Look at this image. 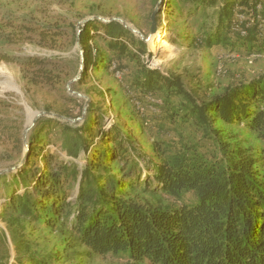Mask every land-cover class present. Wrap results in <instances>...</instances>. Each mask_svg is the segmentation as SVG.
Segmentation results:
<instances>
[{
  "label": "rangeland",
  "instance_id": "rangeland-1",
  "mask_svg": "<svg viewBox=\"0 0 264 264\" xmlns=\"http://www.w3.org/2000/svg\"><path fill=\"white\" fill-rule=\"evenodd\" d=\"M224 3V0H0V171L15 167L26 151V144L29 147L24 165L17 172L8 171L0 177V264H30L31 256L49 261V264L134 262L125 253L101 255L90 252L78 242L72 244L63 226L49 227L45 217L37 221L22 210L16 211L15 207L8 210L6 202L11 195L21 194L27 188L17 181V174L26 167L25 164L34 174L28 185L31 191L37 190L39 182L46 181L48 172H58L60 165L66 164L76 170L74 176L62 179L67 201L74 205L82 171L91 159L98 157L95 152L103 147L111 152V144L105 142L102 131H109L114 125L121 127L122 134L128 137L125 144L133 155L136 154L135 148L142 149L148 157L153 154L151 144L156 136L178 140L176 130L165 119V112L160 107L163 97L159 93H146L134 83L136 78L145 79L141 75L144 67L165 76H178L201 103L241 82L264 78L263 49L240 41L249 33L248 26L255 22L264 35V17L260 14L262 3L256 4V15L254 8L230 5L228 10H232L233 23L224 28L229 43L205 45L200 29L218 31ZM95 17H119L147 38L156 24L159 41L168 45L155 47L152 38L145 42L146 51L141 52L140 35L112 20L128 30L124 40L130 37L136 41L130 43L126 40L135 54H125L121 59L114 55V58V51L107 49V42L96 36L105 37L106 28L103 27L105 22ZM86 18L91 19L83 26ZM82 28H87V33L83 35L81 46L86 51L90 48L92 56H96L98 49L99 57L93 58L83 76L84 62L81 76L74 81L81 69L77 36ZM99 49L102 50L99 52ZM27 57H38L49 63L41 70L28 69V66L24 69L23 61ZM108 57L113 58L110 64L102 63L101 60ZM42 70L48 79L35 74V71ZM171 98L174 106L184 97L174 94ZM43 110L57 115H41L24 138V130L31 120L30 112L38 114ZM99 114H103V119L96 127L94 118ZM142 120H146L144 125ZM212 120L213 125L223 131V139L248 149L250 153H260L263 141L243 124H228L217 117ZM89 122L90 127H87ZM161 124L164 127L159 129ZM183 127L184 134H189L190 139L213 146L188 123ZM31 145L37 148L30 155ZM47 155L52 156V163L48 165ZM106 164L113 173L121 174L122 163L113 159L107 160ZM145 175L153 176V169L144 167ZM45 192L43 190L39 195L41 200ZM136 194L139 199L146 198L156 204H159V198L165 205L179 204L178 200L162 193L151 195L135 191L131 196ZM181 200L192 202L194 195L183 194ZM51 204L52 201L46 203ZM19 245L23 246L20 250L17 249ZM21 254L24 256L22 262ZM142 264L151 263L144 261Z\"/></svg>",
  "mask_w": 264,
  "mask_h": 264
},
{
  "label": "trees",
  "instance_id": "trees-1",
  "mask_svg": "<svg viewBox=\"0 0 264 264\" xmlns=\"http://www.w3.org/2000/svg\"><path fill=\"white\" fill-rule=\"evenodd\" d=\"M224 1L218 31L200 29L207 47L229 43L224 28L233 23L232 10H228L230 5L254 8L256 15V4L262 3L260 14L264 17V0ZM103 27L106 28L105 37L96 36L107 42V49L114 51L112 57L117 55V59H121L125 54H135L126 42L136 43L134 38L124 40L126 28L113 21L104 23ZM86 29L80 35V42ZM247 29L249 33L240 41L264 51V35L257 22ZM42 35L46 37L45 33ZM138 44L141 52L146 51L144 41L139 40ZM84 50L86 69L83 76L93 58L99 57L98 49L96 56H92L90 48L86 51L84 47ZM112 60L108 57L101 61L109 65ZM48 63L38 57H27L23 67L41 70ZM35 74L48 79L44 70L35 71ZM141 75L145 79L136 78L135 85L145 89L146 93H159L163 97L160 107L165 112V119L176 130L178 140L156 136L151 144L153 154L148 157L142 149L135 148L133 155L125 144L128 137L122 134L121 127L114 125L109 131H102L112 150L108 152V148L103 147L95 152L98 157L91 159L82 171L74 205L67 201L62 179L74 176L76 170L62 164L58 172H48L46 181L39 182L37 190L31 191L28 185L34 174L25 164L26 167L17 174V181L27 188L21 194L11 195L6 209L15 207L16 211L22 210L37 221L45 217L47 226H63L72 244L78 242L90 252L101 255L125 253L130 261H134L130 264L144 261L151 264H264V170H261L264 166V78L241 82L201 103L178 76H165L145 67ZM174 94L184 98L173 106L171 97ZM214 117L228 124H243L263 141L260 153H250L223 139V131L213 125ZM101 119L103 114L94 118L96 127ZM142 121V124L146 123V120ZM187 123L213 146L185 135L183 126ZM90 124L87 123V127ZM163 127L159 125V129ZM36 148L31 145L30 155ZM46 157L47 165L52 163V156ZM113 159L122 163L120 175L113 173L106 164L107 160ZM144 167L152 168L154 175L143 176ZM43 190L46 195L41 200L39 195ZM135 191L151 195L162 193L178 200L179 204L165 205L161 198L156 200L159 204L146 198L141 200L139 194L131 196ZM186 193L194 195L192 202L181 200ZM47 201L52 204L46 205ZM22 247L19 245L17 249ZM23 257L21 254V262ZM29 261L30 264L50 263L35 256Z\"/></svg>",
  "mask_w": 264,
  "mask_h": 264
},
{
  "label": "water",
  "instance_id": "water-1",
  "mask_svg": "<svg viewBox=\"0 0 264 264\" xmlns=\"http://www.w3.org/2000/svg\"><path fill=\"white\" fill-rule=\"evenodd\" d=\"M95 18H97V19H99V20H102V21L105 22V23H108V22H110V21H112V20H117V21L121 22V23L124 25V27H126L127 29L133 30L134 32L138 33V34L140 35L141 39H142L144 42H150V40H151V35H153V34H155V33L157 32V27H156V24H155V25H154V28H153V30H152L151 35L147 38V37H145V36H144V35H143V34H142L137 28H132V27L129 26V25H128L123 19H121V18H119V17H112L111 19H106V18H102V17H95ZM89 19H91V18H86V19L83 20V26H85V22H87V20H89ZM93 19H94V18H93ZM82 31H83V28H82L81 30H79V33H78V36H77V45L79 46V50H80V54H81V58H82V61H81V69H80L79 73L77 74V77L74 79V81L77 80V79L81 76V74H82V72H83L84 62H85V50L83 49V47H82L81 44H80V35H81V32H82ZM73 93L77 94L78 96H84V95H83L82 93H80V92H75V91H73ZM43 114L57 115V114H55V113H52V112H49V111H45V110L38 112L37 116L35 117L34 121H33L32 124L30 125V127H28V129H27V127L25 128V130H24V138H25L26 133L28 132V130L34 125V123L37 121V119H38L41 115H43ZM67 119L70 120V121H74V120H75L74 118H67ZM26 146H27V148H26V151H25V153H24V155H23L21 161H20L15 167H13L12 169L1 170V171H0V175L5 174V173L8 172V171L17 172V171H18V170L24 165V163H25L26 160H27L28 154H29V147H28V144H26Z\"/></svg>",
  "mask_w": 264,
  "mask_h": 264
},
{
  "label": "bare ground",
  "instance_id": "bare-ground-1",
  "mask_svg": "<svg viewBox=\"0 0 264 264\" xmlns=\"http://www.w3.org/2000/svg\"><path fill=\"white\" fill-rule=\"evenodd\" d=\"M133 28V27H132ZM153 38V39H152ZM151 39H152V41L154 42V46L155 45H157V46H155V47H158V45L160 44L161 46H167L168 44L166 43V42H164V43H162L161 41H159V34L158 33H155V34H153V35H151ZM159 41V42H158ZM159 45V46H160ZM153 46V47H154ZM154 47V48H155ZM4 74V73H3ZM30 116H31V120L27 123V129H28V127H30V125L32 124V122L34 121V119H35V117L37 116V112H35V111H31L30 112ZM34 118V119H33Z\"/></svg>",
  "mask_w": 264,
  "mask_h": 264
},
{
  "label": "built area",
  "instance_id": "built-area-1",
  "mask_svg": "<svg viewBox=\"0 0 264 264\" xmlns=\"http://www.w3.org/2000/svg\"><path fill=\"white\" fill-rule=\"evenodd\" d=\"M257 7H258V6H257ZM261 7H262V6H261ZM152 52H154V50H152V51H151V53H152ZM154 101H156V102H157L158 100H156V99H155Z\"/></svg>",
  "mask_w": 264,
  "mask_h": 264
}]
</instances>
